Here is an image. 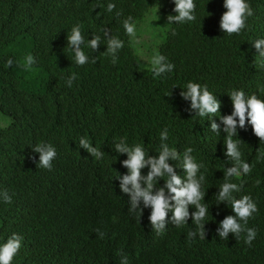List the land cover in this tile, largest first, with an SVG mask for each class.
Segmentation results:
<instances>
[{"label":"trees","instance_id":"obj_1","mask_svg":"<svg viewBox=\"0 0 264 264\" xmlns=\"http://www.w3.org/2000/svg\"><path fill=\"white\" fill-rule=\"evenodd\" d=\"M223 2L194 0L196 20L171 24L159 42L154 28L147 31L140 23L153 10L164 18L175 15L173 0H0V193L12 197L11 203L0 197V245L13 233L23 237L11 264H121L124 256L127 264H264V159H256L264 143L247 122L233 139L242 141L241 159L253 168L231 180L242 185L233 193L237 199L250 195L257 203L247 225L257 235L249 246L244 233L227 240L216 234L220 222L234 215L231 203L216 196L233 161L224 154L223 131L215 140L209 136L210 123L231 114L233 90L264 100V62L253 47L264 39V0H246L254 14L232 35L219 28ZM108 3L116 5L112 12ZM129 16L135 36L123 28ZM78 24L83 50L96 57L95 64L74 61L67 36ZM102 30L124 42L116 64L101 55L106 51ZM97 35L101 45L92 52L86 44ZM29 54L36 61L31 70L24 67ZM156 54L175 65L172 72L154 77ZM7 59L14 61L11 67ZM73 73L77 79L69 87ZM188 82L208 86L221 104L217 116L188 111L190 102L180 97ZM165 128L170 148L182 154L191 147L203 165L202 203L209 207L205 240L188 238L196 230L191 218L174 232L171 212L158 234L148 220L151 209L140 218L119 190V175L127 173L121 161L127 157L116 153L115 144L123 138L129 147L139 144L158 156ZM82 137L105 153L103 159L80 147ZM40 143L56 149L51 170L37 165L39 155L32 149ZM169 163L184 178L180 162Z\"/></svg>","mask_w":264,"mask_h":264},{"label":"clouds","instance_id":"obj_2","mask_svg":"<svg viewBox=\"0 0 264 264\" xmlns=\"http://www.w3.org/2000/svg\"><path fill=\"white\" fill-rule=\"evenodd\" d=\"M175 15L167 16V23L183 24L196 20L194 0H173ZM223 7L226 9L219 22V28L228 35L240 34L246 27L247 19L253 16V9L246 0H224ZM116 8L114 3L107 4V11L112 12ZM122 13L117 11L116 16ZM210 15V14H209ZM123 28L127 35L135 36L136 24L131 16L123 20ZM106 40V51L101 55L110 56L113 64L117 63L118 53L124 47V42L116 36L111 35L110 30H102ZM175 34V33H173ZM67 44L74 54L76 65L83 66L87 63H96V57L90 56L83 50L85 38L81 32V25H76L71 29V34L67 36ZM101 45V37L93 36L87 41L86 46L95 52ZM253 47L258 53V57L264 62V39L253 42ZM14 61L7 59L6 66L11 67ZM36 63L32 55H27L24 59V67L31 70ZM175 65L168 62L162 54L152 57V71L154 77L170 73ZM77 79L73 73L67 80V85L72 86V82ZM180 97L184 101H189L188 111L200 117L217 116L221 104L216 96L209 90L207 85L188 82L185 90L180 92ZM232 112L230 115L220 117V123L212 121L210 123L209 136L215 140L220 135L221 130L225 134V156L233 161L231 167H227L224 172V183L221 185L217 196L220 203L230 202L234 215L226 216L219 224L216 234L219 238L227 240L229 234L239 238L245 234V244L251 246L257 235L255 228L247 227L250 219L258 212L257 203L250 195H243L237 199L233 193L241 191L242 185L232 182L231 178H239L251 173L253 165L241 159L239 145L242 143L237 137V129H245L246 122L251 125L252 132L261 143H264V100L259 99L255 94L248 96L243 90H233L230 94ZM223 125L221 129L220 125ZM168 139V130L165 128L160 134V150L158 156L149 155L139 144L129 147L127 142L121 138L115 144V151L120 155H126L127 159L121 161L122 167L127 169V173L119 175V190L121 194L128 197L129 211L137 214L140 218L144 209L150 208L148 217L152 229L158 234L163 232L168 223V214L171 212V223L175 226L174 232H178L180 226L187 224L189 218L196 225L195 231L188 232V238L193 239L199 236L205 240V217L209 213L208 204L202 203L206 192L202 190L205 176L200 173L202 164L196 162L192 155L193 149L186 148L181 154L177 149L170 148L165 142ZM80 147L95 157L97 160L103 159L105 153L98 147L92 146L87 138H81ZM39 155L37 165L41 168L51 170L52 161L56 158V149L51 144L40 143L32 149ZM257 161L264 159V151L257 149ZM170 161H179L185 173L184 178L176 174L175 167ZM147 168V174H142V170ZM166 177V179H162ZM163 181V186H158ZM260 183L259 180L256 182ZM4 203H11L12 197L5 190L0 193ZM219 203V204H220ZM194 207L190 213L189 209ZM101 238L104 233L96 230ZM23 237L13 233L7 241L0 245V264H11L14 256L21 248ZM121 264H127V257L124 256Z\"/></svg>","mask_w":264,"mask_h":264},{"label":"rangeland","instance_id":"obj_3","mask_svg":"<svg viewBox=\"0 0 264 264\" xmlns=\"http://www.w3.org/2000/svg\"><path fill=\"white\" fill-rule=\"evenodd\" d=\"M170 25L167 23V19L164 18L160 13H158L156 10H153L146 18L144 23H140V28L147 29L149 31L150 29L154 28L153 35L159 42H163L166 33L170 29ZM145 40L149 41L148 38H145Z\"/></svg>","mask_w":264,"mask_h":264}]
</instances>
